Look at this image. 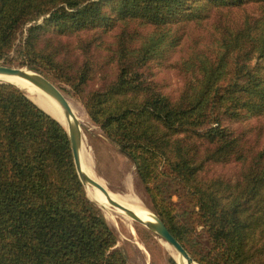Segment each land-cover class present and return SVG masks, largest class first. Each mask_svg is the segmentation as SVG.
Segmentation results:
<instances>
[{
	"label": "trees",
	"instance_id": "16d2710c",
	"mask_svg": "<svg viewBox=\"0 0 264 264\" xmlns=\"http://www.w3.org/2000/svg\"><path fill=\"white\" fill-rule=\"evenodd\" d=\"M249 4L178 89L156 75L184 26ZM0 62L81 103L194 260L264 264V0H0ZM87 193L65 127L0 82V264H128Z\"/></svg>",
	"mask_w": 264,
	"mask_h": 264
},
{
	"label": "rangeland",
	"instance_id": "374dc122",
	"mask_svg": "<svg viewBox=\"0 0 264 264\" xmlns=\"http://www.w3.org/2000/svg\"><path fill=\"white\" fill-rule=\"evenodd\" d=\"M258 11L257 5L249 4L243 8L215 12L204 25L190 24L184 26L185 35L175 56L166 61V66L162 64L163 68L157 65L154 70L156 75L164 81L166 80L168 88L178 89L184 83L183 77L185 74L188 75L186 76L187 78L191 77L185 71L187 68H183V61L202 48L208 49L203 43L210 41L211 35L216 31V27H220V24H226L229 21L241 22L248 19L249 15L255 16ZM162 71L166 75L165 77H163ZM63 92L65 93V91ZM65 95L73 100L79 108L84 130L83 140L90 157L88 165L92 174L111 193L127 204L154 212L146 187L141 181L132 160L117 145L110 142L101 130L91 122L80 102L66 93ZM29 98L31 97L29 96ZM32 100L34 101V99ZM226 172L231 175L236 173L234 168L226 169ZM88 197L91 199L90 196ZM98 206L100 207V205ZM100 208L108 224L115 231L118 237L117 247L126 254L128 264H180L176 257L181 255L146 226L135 220L132 222L126 221V219H133H129V216L125 213H120L122 211L114 207H112L114 213L108 216L105 213L106 209L102 208V206ZM195 263L200 264L196 260Z\"/></svg>",
	"mask_w": 264,
	"mask_h": 264
},
{
	"label": "water",
	"instance_id": "95a60500",
	"mask_svg": "<svg viewBox=\"0 0 264 264\" xmlns=\"http://www.w3.org/2000/svg\"><path fill=\"white\" fill-rule=\"evenodd\" d=\"M0 75L19 76L21 78H24L28 80L30 83H32L35 87L43 90L45 93L51 96L60 105L63 115L58 113L51 107L49 108L47 107L49 111L44 109L38 104L40 103L38 102L39 100H37V102L34 100L41 108H43L45 111L51 114L63 126L64 124L61 121V115L64 117L65 121L67 122L68 127H65V126L64 127L67 130L69 138H70L76 169H77V172L79 174L81 181L83 182L86 188L88 186H91L93 188L99 189L113 207H115L117 210L122 211L123 213H125L127 216H129L136 222L146 226L151 232L156 234L162 241L166 242L171 247H173L181 255V257L185 258L187 260V264L195 263L194 258L189 254V252L179 242V240L171 233V231L168 229L164 221L155 212L150 211L151 218H152L151 220L149 221L143 220L133 210L128 208L126 205L121 203L119 200L113 198L109 189L105 187L101 182H99L98 179L91 176L83 168V162L81 159V148L83 144L82 122L79 119V117L75 114V111L71 105V102L69 101L65 93L61 90V88L53 80H51L50 78H48L41 72L35 71L28 67L10 65V64L3 63V62H0ZM0 82H6V83L13 84L16 87L23 90L22 87L10 81L0 79ZM27 96L29 97L28 94ZM91 200L95 202L96 204L102 206L97 200H93V199Z\"/></svg>",
	"mask_w": 264,
	"mask_h": 264
},
{
	"label": "bare ground",
	"instance_id": "6f19581e",
	"mask_svg": "<svg viewBox=\"0 0 264 264\" xmlns=\"http://www.w3.org/2000/svg\"><path fill=\"white\" fill-rule=\"evenodd\" d=\"M0 79L6 80V81H10L12 83H15L17 85H19L20 87L23 88V90L32 98L34 99L36 102L37 100H39L38 103L41 107H43L44 109L49 111V107L53 108L55 111H57L58 113L62 114V109L60 107V105L51 97L49 96L47 93H45L43 90L35 87L32 83H30L28 80L21 78L19 76H8V75H0ZM28 90V91H26ZM69 101L71 102V105L75 111V114L79 117V119L82 121L81 119V115H80V111L78 106L76 105V103L71 100L70 98H68ZM48 107V108H47ZM63 115V114H62ZM61 115V121L63 122L65 127H68L67 122L65 121L64 117ZM84 131V130H83ZM89 146V145H88ZM89 154H88V150L86 148V144L85 141L83 140V144H82V148H81V159L83 162V168L94 178H96L91 170L90 167L88 165L89 162ZM97 179V178H96ZM99 182H101L99 180ZM102 183V182H101ZM103 184V183H102ZM87 192H88V196L91 197V199L93 200H97L103 207L105 208L106 211V215L108 216L109 214L114 213L113 210V206L108 202V200L105 198V196L103 195V193L97 189V188H93L91 186L87 187ZM111 195L113 196V198L119 200L121 203H123L124 205H126L128 208H130L131 210H133L135 213H137V215H139V217H141L143 220L145 221H149L151 220V214L149 210L143 209L141 207L138 206H134V205H129L126 202H124L123 200H121L120 198H118L116 195H114L113 193H111ZM112 206V207H111ZM101 207V206H100ZM115 208V207H114ZM123 213V212H120ZM132 219V218H129ZM126 221L128 222H132L134 220H128L126 219ZM178 262L180 264H187V260L181 256H177L176 257ZM196 264V263H193Z\"/></svg>",
	"mask_w": 264,
	"mask_h": 264
}]
</instances>
